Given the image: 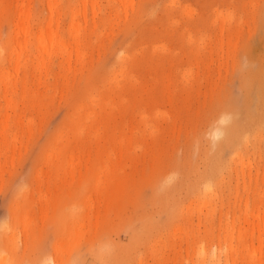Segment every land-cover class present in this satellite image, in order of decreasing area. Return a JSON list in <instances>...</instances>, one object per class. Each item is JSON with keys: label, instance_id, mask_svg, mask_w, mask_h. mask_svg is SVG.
<instances>
[{"label": "rangeland", "instance_id": "rangeland-1", "mask_svg": "<svg viewBox=\"0 0 264 264\" xmlns=\"http://www.w3.org/2000/svg\"><path fill=\"white\" fill-rule=\"evenodd\" d=\"M93 2L84 22L82 0H55L69 67L53 47L37 73L31 45L9 77L11 110L0 97V121L11 119L0 140V264H201L202 248L229 241L238 264H257L256 232H239L246 212L256 224L264 211V101L251 76L264 63V0ZM46 3L30 0L34 32ZM16 7L0 0L11 59ZM245 117L233 146L224 125ZM208 182V202H195ZM218 263L223 255L207 264Z\"/></svg>", "mask_w": 264, "mask_h": 264}, {"label": "bare ground", "instance_id": "bare-ground-1", "mask_svg": "<svg viewBox=\"0 0 264 264\" xmlns=\"http://www.w3.org/2000/svg\"><path fill=\"white\" fill-rule=\"evenodd\" d=\"M218 3V2H217ZM216 3V4H217ZM95 3L93 0H82L81 6H77L74 9V14H80L84 22L86 21V8L89 6L90 12L92 15L95 14L96 7L94 5ZM213 4V3H212ZM47 18L45 21V26H40L38 30L35 32L32 30V27L30 26L29 20H30V0H17V11H14V13H17L16 23L14 24V36L11 38V42L14 44L12 48V55H14V59H11V53L9 54L6 49L1 51L0 47V87H1V94L0 97L3 101V107L6 111H9L12 109L13 100L10 97V92L12 87L16 88V84L13 83L9 77L12 74H16L18 71V67L20 65V62L24 60L25 58V50H27L28 47L31 45H36L37 49V62L35 69L37 70V73L42 75V72L46 73L47 71L44 69V56L49 55V49L55 47L56 49H59V54L63 62L69 67V62L71 59L72 51L69 48L70 45L68 44L67 40L60 34L59 31V23H58V17L54 19L55 17V0H47ZM254 9V8H253ZM189 13H191V10H189ZM219 13V11H217ZM221 13V12H220ZM203 17V16H201ZM199 16V18H201ZM36 23L42 24V19L40 16L35 17ZM203 21L202 19H200ZM187 21V20H186ZM190 21V20H189ZM192 22L196 21L194 19H191ZM190 21V22H191ZM198 22V19H197ZM203 23V22H202ZM201 23V24H202ZM189 24V22H188ZM196 27V23H193ZM189 24V26L193 25ZM200 24V23H199ZM187 25V24H186ZM206 25V23L202 24ZM199 25L197 24V27ZM201 26V25H200ZM71 34L73 36V46L75 50V55L77 57L81 56L80 53V41L77 36V30L78 25L75 24L73 21L70 25ZM6 43L7 40H4ZM194 47V46H193ZM194 52H197V48L193 50ZM211 53V50L208 51ZM83 55V54H82ZM5 59L10 62V65L5 66ZM264 62V61H263ZM11 65H13V68H11ZM263 66L260 68L261 70L257 73H253L251 75L252 77H256L258 88L261 91V100L264 101V63ZM6 75V76H4ZM247 77L250 75L246 74ZM40 84V83H39ZM264 103V102H263ZM262 117L264 119V112L262 113ZM228 117L227 113H221L218 118H221V120H225ZM242 119H234L231 122L226 123L224 126L230 131L229 135L225 136L224 140L227 141L229 144L233 145L235 142H237L241 135H244V131L246 127H249V123L252 121L251 119L244 118ZM31 120L29 119L28 122ZM11 123V119L8 115H5L2 120L0 121V140L7 139L6 136V130ZM248 124V125H247ZM219 131V129H217ZM16 137L14 136L13 139ZM234 146V145H233ZM242 165H244L242 163ZM217 172H215L216 175ZM194 190L197 191V185L193 186ZM213 186L209 182L206 183L204 186V192L202 196L198 193L196 195L195 202H201L203 205L208 202L206 199V192H210L212 190ZM245 218L243 220L244 226L240 229L239 234L244 233V227L251 229V235L256 232L257 239H258V245L256 247H252V244L245 243V248H248L249 246L252 247L251 251H249L251 259L257 262V264H264V255L262 256V253L264 254V238L259 239L260 235L264 234V228H260L259 222L262 217H264V211L260 213L258 211L256 217V224L249 222L248 214L245 213ZM233 226H231L232 228ZM256 228V229H255ZM251 242V239H250ZM201 264H207L211 261H217L219 262L220 257L223 255L224 257V263L225 264H238L235 259L231 257V253L234 252V248L231 244V241H229V244L224 246V250L222 248H202L201 251ZM230 254V255H229ZM48 258V257H47ZM53 259V258H52ZM46 261V259H45ZM53 261V260H52ZM47 262V261H46ZM45 264V263H44ZM219 264V263H218Z\"/></svg>", "mask_w": 264, "mask_h": 264}]
</instances>
